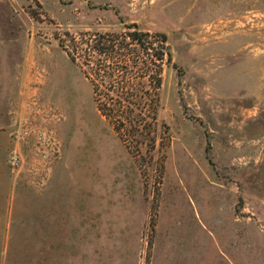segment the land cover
<instances>
[{
	"label": "rangeland",
	"instance_id": "obj_1",
	"mask_svg": "<svg viewBox=\"0 0 264 264\" xmlns=\"http://www.w3.org/2000/svg\"><path fill=\"white\" fill-rule=\"evenodd\" d=\"M134 30L118 132L84 60ZM0 264H264V0H0Z\"/></svg>",
	"mask_w": 264,
	"mask_h": 264
},
{
	"label": "trees",
	"instance_id": "obj_2",
	"mask_svg": "<svg viewBox=\"0 0 264 264\" xmlns=\"http://www.w3.org/2000/svg\"><path fill=\"white\" fill-rule=\"evenodd\" d=\"M135 26L137 27L136 24H128L129 28ZM148 35L138 30L120 34L104 32L87 41L84 61L91 68L84 70L85 76L92 84L97 109L110 124H114L118 132L124 125L133 130L139 129L143 117L150 115L156 108L153 99L147 97L150 91L146 89L142 79V76L148 74L150 67L148 64L143 66L139 64L140 60L134 55L132 47V41H135L150 53V50L154 49V44L145 39ZM160 36L162 42L160 50L150 55L162 60L168 55V61H171L172 53L167 46L168 35L163 33ZM61 45L76 62L74 52L64 43ZM159 77L156 81L157 87L161 83Z\"/></svg>",
	"mask_w": 264,
	"mask_h": 264
}]
</instances>
